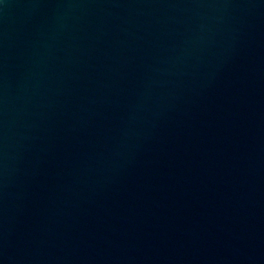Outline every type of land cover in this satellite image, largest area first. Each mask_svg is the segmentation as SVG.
Wrapping results in <instances>:
<instances>
[{
  "label": "water",
  "instance_id": "1",
  "mask_svg": "<svg viewBox=\"0 0 264 264\" xmlns=\"http://www.w3.org/2000/svg\"><path fill=\"white\" fill-rule=\"evenodd\" d=\"M0 264H264V0H0Z\"/></svg>",
  "mask_w": 264,
  "mask_h": 264
}]
</instances>
